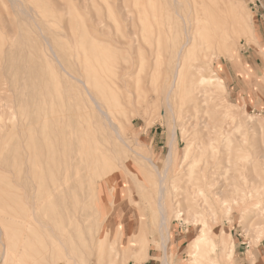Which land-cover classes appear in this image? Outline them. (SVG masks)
<instances>
[{"label": "rangeland", "instance_id": "obj_1", "mask_svg": "<svg viewBox=\"0 0 264 264\" xmlns=\"http://www.w3.org/2000/svg\"><path fill=\"white\" fill-rule=\"evenodd\" d=\"M220 1L230 45L224 47V38L206 48L200 44L203 32H196L197 46L185 52L180 79L185 87L197 77L194 66L209 58L210 69L203 70L202 76H216L222 87H211L213 92L207 96L196 91V96L191 93L189 99L185 92L181 94L183 88L175 87L165 101L177 52L186 41L184 19L189 14L193 16L192 0H0V188L33 216L20 221L19 233H13L8 221L0 219V264H21L25 259V237L32 242L34 234L42 237L48 248L46 257L52 264H108L106 250H98L97 246L93 210L99 207V197L108 208L101 220L106 236H111V243L116 235L125 247L118 250L116 264H143L148 259L140 252V236L132 235L138 232L135 226L139 225V215L140 232L147 230V255H155L161 264L165 258L167 264H193L195 259L207 264L192 256L194 237L201 225L192 223L187 212L196 194L193 191L197 192L191 183L200 182L197 174L203 166L201 170L214 183L212 193L206 190L212 210L206 212L205 220L211 231L228 233L234 249L244 243L250 250L259 248L264 252V183L261 185L260 181H264V113L251 110L252 100L247 93L242 94L249 86L244 82L247 76L243 73L239 79L234 70L259 42L264 23L260 4L264 0ZM95 86L105 90L103 97ZM84 87L104 102L128 148L122 142L117 146L106 122L82 102L87 99ZM50 104L53 112L63 111V137L68 148L73 152L78 147L86 151L91 148L94 156L104 161L100 160L94 169L80 164L73 154L70 168L76 166L78 173L74 175L69 169L63 194L51 193L48 198L36 179L34 185L31 175L26 176L24 150L29 146L33 153H39L42 123L36 115ZM21 114L26 115L28 125L20 123ZM220 128L218 134L216 130ZM171 133L175 136V161L168 167L165 160ZM225 134L233 143L246 140L244 146L251 156L245 174L252 178L256 185L253 187H259V192L252 191L244 203L232 205L229 213L219 200L222 195H213L218 187L232 189L228 186L232 171L223 175L234 157V153L223 150ZM29 138L32 140L27 142ZM186 148L201 160L193 169L197 178L194 174L189 179L187 167L182 164ZM211 148L215 152L211 153ZM148 160L159 172L168 167L163 184L172 212L167 215L170 237L165 242V257L156 233L160 176ZM108 166L112 173L109 175ZM257 173L259 176L255 177ZM33 174L40 176L45 171L37 169ZM110 175L114 176L112 180ZM88 188L96 192L90 206ZM247 207V216L241 220V212ZM178 210L179 220L173 217ZM65 214L72 217L70 222L64 219ZM61 219L63 228L57 225ZM27 221L31 222L29 229ZM128 221L133 224L131 234ZM123 223L125 233L121 240L117 234ZM51 235L61 240L67 251L57 250L58 242L50 241ZM3 245L9 249L6 259L2 257ZM233 255L234 252L227 258L217 251L211 257L219 264H234Z\"/></svg>", "mask_w": 264, "mask_h": 264}, {"label": "bare ground", "instance_id": "obj_2", "mask_svg": "<svg viewBox=\"0 0 264 264\" xmlns=\"http://www.w3.org/2000/svg\"><path fill=\"white\" fill-rule=\"evenodd\" d=\"M229 1L230 0H228V2ZM220 6H221L220 0H192L190 9L193 12V16L191 17L189 16L190 15L189 14L187 20L184 19L185 30H186V34H185L186 41L181 45V48L177 52V64L175 65L176 67H175V70L173 72V76L171 79V86L169 87V90L166 94L165 101L169 98V95L173 92V89L175 87L177 89L180 88V90H182L183 88V91L182 92L180 91V92L181 94L182 93L184 94L185 92V96H187L188 99L191 97V93H194L195 95L196 91L197 92L199 91L200 93H202V96L203 94L207 96L208 93L212 94L213 92L211 87H214V88L222 87V83L218 81L216 76H212V75H208V77L202 76L203 70L205 71V69L207 70L210 69L208 68L209 58L207 61H203V62H201L200 60L199 63H197V65L194 66L197 77L195 79H192L191 82H188L185 85V87L180 79V77L183 76V71H184V65H182V61H183V58L186 56L185 52L189 53L190 51L194 50L197 46V40L195 37L196 32H201V31L203 32L204 39L202 42H200V44L202 43L203 46L206 48H211L212 46L216 45L220 41L224 40V38H225L224 47L227 48L228 45H230L229 43L230 38L228 36L229 31L227 29L226 19L222 17L221 15ZM231 6H232V3L230 2V8ZM174 13L177 16H179L178 12L174 11ZM187 47L189 49L182 52V49L184 50ZM96 83L97 82H95V84ZM186 86L188 88H186ZM95 88L98 90V92L103 97V94H105V90L101 87L95 86ZM84 89H86L87 99L82 102H85V105L86 107H88L89 111H93V113L96 116L97 115L100 116V118H102L106 122L107 127L113 133L111 137H113V139L116 141L117 146H120L121 142L122 144H124L125 141L122 140L123 138H121V130L120 128L117 127V125H114L113 123L114 119L110 115L111 113H108L109 111L107 110L104 102L102 103L98 101L94 95L90 94V92L87 90L86 87H84ZM194 98L196 99V97ZM205 101L207 100L205 99ZM51 106L52 104H50L48 108L41 109L39 112H37V115H36L37 121H40L42 123V131H41L42 140H41V146L39 148V153L38 154L33 153L34 152L33 149L29 148V146H27V148L24 150L25 159L27 161L26 176L30 178L29 174L31 175L32 184L35 181L34 179H36V183L41 185V189L42 191H44L43 193H45L48 198L50 197L51 193L63 194L66 188V185L68 183L67 176L69 177V173H68L69 169H72L70 171H72L74 175L78 173V169L76 166L70 168L71 167L70 162L72 161V159H74L72 158L73 154H75L79 158L80 164L86 163L87 167L91 166L94 169L97 166H99L98 163L100 160L102 162L104 161V158L97 159L94 156V154L91 152L92 151L91 148L89 151H86L85 149L78 147L76 150H74L75 153L70 148H68L66 143H64L65 140L63 137V131H64L63 129L64 118L62 115L63 111L61 110V111L53 112V109ZM61 107L64 108V106H61ZM19 121L24 126H26V124L28 125V120H27L26 115L21 114L19 117ZM220 130L221 128L216 130L218 134H220L219 133ZM20 135L22 137L24 136L22 132L20 133ZM170 136L172 137L169 141V150L167 153L168 155L165 160V163L166 162L168 163L167 164L168 167L170 165L169 163L173 164V162L175 161L174 160V156H175L174 137L175 136H173V133H171ZM224 139H225V143L223 145L224 147L223 150L225 151V153H228V152L229 153L231 152V154L234 153L233 159L231 158L232 160L229 161V165L226 166L227 170H225L223 174L226 176V174L230 170L232 171L231 174H233V177L228 184V186L232 189H227V188L223 189L222 187L224 186L218 187L216 188L217 190L215 189V192H213V195L217 196V198L220 196V194L222 195V198L219 197L220 198L219 200L221 201V203L225 204L224 206L226 207V213H229L233 209L232 205L237 206L238 202L244 203V201L249 196V194L252 193V191L254 190L258 191L259 187L258 188L253 187L255 183L253 182L252 178L249 179V177H247V174H245L244 169L247 163H249V157L251 156L247 150V147L244 146L246 143V140L240 141L239 143L238 142L233 143L227 134H225ZM31 140L32 138H29L26 141L28 142ZM125 146H126V143H125ZM126 147L128 148V146ZM212 149L213 148H211V153L215 152V150L212 151ZM202 151H204L203 148H202ZM183 154L184 156H183L182 164H184V166L187 167L189 179H191L194 174H195L194 178H197L195 177L197 172H195L193 169L196 168L197 164L201 160L199 158L197 159L196 157L192 156L189 152V148H186ZM230 157L232 156L230 155ZM228 158H229V154H228ZM148 162L149 164H151V167L154 170L155 174L158 172L157 175L160 176L159 185H158V193H157L158 195H157V201H156V206L158 207L157 210L159 213L158 221L156 224L157 225L156 233L158 234V236H160V242L162 243L161 245H162V250H163V256L165 257V255L168 252L165 242L169 240L168 238L170 237L169 236L170 232L168 231L169 225L167 221V215L169 214V212H172L171 207L169 206L167 197H165L166 191L164 189V184H163L165 176L168 173L167 172L168 167L167 168L165 167L166 169L162 170V172H164L163 174L161 171L159 172L158 168H156V166L153 165L150 160H148ZM226 162L227 161H225V163ZM217 163H222V162L218 161ZM217 163L215 165H219ZM167 165H164V166H167ZM109 167L110 166H108L106 169L107 175L112 174L109 170ZM203 167H201V169ZM216 168L218 169V166ZM37 169L39 170L43 169L45 171V174L44 175L42 174L40 176H35L33 172L36 171ZM201 169H199L200 170L198 172L199 175L197 174L198 180L200 179L199 180L200 182L197 184L193 182L191 183V185L194 184V188L196 187V190H197V192L193 191L196 193L194 197L196 199L192 197L193 203L190 200V205H188V208H187L188 216L192 220V223H197L201 225V229L199 230L198 234L195 235L194 237L195 244H194V252L192 253L193 254L192 256H198L200 259L203 260V262L207 264H219L216 261V259L211 257L212 254L217 253V251H219L220 254H225L227 258H230V256L233 254L235 250L234 249L235 244L232 241H228L230 236L228 233L224 232V230H221L219 234L213 233L211 231V228L209 227V225L207 224L205 220L206 212L207 211L211 212L212 210V205L209 203L210 198L206 196V192H207L206 190L208 189L211 191V186L214 185V183L213 181L208 180V177L206 176L207 175L206 171H202ZM252 170L254 171V167L252 168ZM258 176L259 175L257 173V176L255 177H258ZM112 177L114 178V176L110 177L111 180L113 179ZM108 181H109V178L104 180L105 183ZM193 181H195V179ZM260 181L262 185L264 181L262 179ZM34 185H35V182H34ZM191 187L193 188V186ZM94 190H95L94 188H88L87 190V192L89 191L88 192L89 194L87 195V204H88L87 206L93 205V198H95L94 195L96 193ZM3 191L4 190H1L0 188V219L1 221L2 220L8 221V223L11 225L10 227L12 228L13 233L22 232L21 230H18L21 228V224H22L20 221L23 219H25V221L26 219L29 220L33 216L32 214H30L31 216L30 217L29 214L27 213V210L23 206H20L16 202V200H14L11 197V194H9L8 191L7 193H4ZM98 192L99 194H102L99 188H98ZM112 193L113 192L110 190V195H112ZM193 195L191 194L190 196H193ZM103 200L104 199L102 197H99L97 200V205L99 207L95 206L93 210V214L95 216V219L97 222V229H98L97 246H98V250H101V251L106 250L107 256H108V264H116V258L120 254L118 250H122L125 247L121 245L122 241L120 242L119 238H117L116 235H114L113 239L111 240L112 241L111 243L109 241L111 236L110 235L109 237L106 236L105 226L102 227L101 220L105 218L106 210L108 208H107L106 203L103 202ZM187 202H189V199L187 200ZM102 203H104L103 207L101 206ZM3 206L6 207V209L3 210ZM253 206L256 207L257 205L254 203ZM248 209L249 207L245 208L241 212V217H240L241 220L243 216H247L246 213ZM18 212H20V215L18 214ZM65 215L66 216L64 217V219L70 222L72 220V217H69L68 214H65ZM173 217L179 220V218L181 217L180 210L176 211ZM138 218H139V221H138L139 225H137V227L135 226V228H138V232L132 233V235L137 236L138 238L140 236V238L138 239V242L140 244V252L144 255L145 258H147L148 257L147 255L148 247L146 246V243H145V241L147 240L146 238L147 230L140 232V229H139L140 221H141L140 215L138 216ZM63 223H64L63 219L59 220L57 224L58 227L63 228L62 226ZM128 223L130 224V225L128 224L130 226L129 234H131L133 224H131V222L129 221ZM29 224H31V222L27 221L26 222L27 229H29ZM44 228L48 229L50 227L45 226ZM63 231H65V229H62V232ZM124 233H125V230H124V223H123V225L120 227V233L117 234V235H120L121 240H122V237L124 236ZM214 238H217V241L214 240ZM52 239L57 240L58 242L57 246L55 244V247L57 248V250L63 249L64 251H67L66 246L62 243L61 240H59L56 236L51 235L50 241ZM3 246H4V251L2 253V257L6 259L9 253V249H8V246H5V245ZM25 246H26L25 259L21 264H38L40 261H41V264L42 263L52 264L50 263L52 262L51 260H49L50 258L46 257L45 252L48 250V248L45 246L44 241L42 240L41 236H39L38 234L37 235L34 234V238L32 242L30 239H27L25 237ZM55 247L52 246L51 249L53 250ZM254 259L255 258H253L252 262L254 261ZM69 261L73 262L72 259H69ZM167 263L168 262L166 261V258H165L163 261V264H167ZM193 264H200V261L195 259Z\"/></svg>", "mask_w": 264, "mask_h": 264}, {"label": "crops", "instance_id": "obj_3", "mask_svg": "<svg viewBox=\"0 0 264 264\" xmlns=\"http://www.w3.org/2000/svg\"><path fill=\"white\" fill-rule=\"evenodd\" d=\"M260 7L264 10V4H260ZM261 28L263 30L261 31L259 42L256 40L255 46H252L251 51L245 56L243 64L241 63V66L234 69L239 79H242L243 73L247 76L244 82L247 85L249 84V86H245L244 90H242L243 92H241L243 96L247 93V97L252 100L251 103L253 104V109L251 110L260 115L264 113V23ZM244 246V243H240L234 250V264H256V261H262V264H264V252L259 248L250 250ZM249 252L250 254H248ZM252 257L255 258L253 262ZM173 260L174 262L177 261V259ZM143 264H161V262L160 260L158 261V257L155 255L150 256L148 254V259Z\"/></svg>", "mask_w": 264, "mask_h": 264}]
</instances>
